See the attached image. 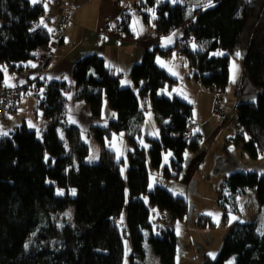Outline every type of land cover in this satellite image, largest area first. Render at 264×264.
<instances>
[{
	"label": "trees",
	"instance_id": "1",
	"mask_svg": "<svg viewBox=\"0 0 264 264\" xmlns=\"http://www.w3.org/2000/svg\"><path fill=\"white\" fill-rule=\"evenodd\" d=\"M208 2H135L136 11L157 34V41L185 27L184 37L174 46L162 48L158 44L132 67L135 88L122 87L120 76L98 54L75 62L74 87L46 78L8 87L4 85L3 67L11 73L27 69L34 53L49 44L52 33L41 25L46 12L42 3L0 0V104L5 93L15 89L19 106L9 115L16 113L23 93L33 89L39 101L36 111L44 118L41 137L26 122L11 136L0 137V264H124L126 245L118 223L124 212L131 242L127 264H177L179 237L175 225L186 219L189 203L161 186L150 190L149 165L160 169L164 153L172 150L174 157L164 175L179 178L186 152L199 151L201 135H183L193 122L191 103L177 95H160L177 80L160 66L158 57L180 49L179 54L195 70L194 78L212 92L223 93L230 84L231 57L240 52L243 74L261 93L256 101L234 106L242 133L239 138L253 158L264 154V0H212V6L205 8ZM120 27L131 32L129 13L124 14ZM219 50H225V55H214ZM72 90L75 99L88 105L92 117L102 116L105 99L116 113L106 126L91 127L89 135L102 147L100 159L94 163L88 161L91 148L82 131L67 122ZM147 102H151L160 126V137H149V152L138 139L145 121L142 103ZM9 115L0 116V124ZM121 131L130 144L126 178L121 160L108 146L113 134ZM220 186V205L223 199L229 200L228 194L255 190L264 206V174L235 171L226 174ZM57 190L64 192L58 194ZM146 195L160 214L169 215L166 226H155L151 221ZM71 204L75 208L67 217L65 212ZM196 224L201 228L214 226L206 214ZM262 233L264 229L256 222H235L218 256L206 254L201 264H226L233 256L236 264H264Z\"/></svg>",
	"mask_w": 264,
	"mask_h": 264
},
{
	"label": "rangeland",
	"instance_id": "2",
	"mask_svg": "<svg viewBox=\"0 0 264 264\" xmlns=\"http://www.w3.org/2000/svg\"><path fill=\"white\" fill-rule=\"evenodd\" d=\"M181 30L182 28L180 27L163 39L171 37L173 41H175L176 32H180ZM220 52L226 53L225 50H219L216 53ZM172 58L177 60L178 56L173 53L168 61H171ZM233 62L238 66L235 73V80H233ZM186 67L185 70L181 69L177 72L180 77V82L174 85L172 89H170V87L162 89L160 95H163L162 93L164 91L167 93L166 96L174 97L177 95L187 102L194 104V112L197 114H195V121L202 123L203 120H208L212 129L206 128L208 131L201 136V147L199 151L194 152L188 150L186 152V157L191 159H186L185 168L179 178H167L164 175L165 168L171 165L174 157L172 150H168L164 153V160L160 169H153L149 165V189L152 190L156 186H161L174 195L183 196L188 200L189 212L186 219L175 225L180 236H178L180 241L177 264H198V259H200V263H202L206 254L213 253L215 254L214 257L218 256L223 246L225 236L229 233L235 222H256L260 229H264V206L259 203L255 190H248L247 192L238 193L235 196L228 194L229 200L223 199V204L221 205L218 200V190L221 187L220 184L223 175L235 171H257L260 174H264V154L261 153L257 158H253L246 151L242 140L239 138V135H242V133L238 127L237 114L234 109V106L239 102L256 101L261 90L243 74L240 58L232 56L230 62V84L226 91L223 92V106L228 113V120L226 123L220 122L218 117L213 113L215 94H212L194 78L193 75L195 71L189 63H187ZM3 70L6 74L5 84L8 85L10 83L12 85L14 82L12 74L9 73L7 66H4ZM189 75H192V80H189ZM239 85L241 87V93L238 95L237 88ZM121 86L129 87L124 83H122ZM34 90L36 91L37 88H34ZM169 93L171 95H169ZM70 95L71 92L68 96L70 97ZM212 96L214 98H212ZM26 98L33 97L26 91L23 93L22 101ZM22 108H24V106H22ZM142 108L145 112V121L142 126V135L138 139L140 143L143 141L141 145L143 147L146 145L147 147L145 148L149 152L151 147L149 137L159 138L160 126L157 122L151 102L142 103ZM113 112L115 111L110 108L107 99H105L103 115L107 118L106 121L113 118ZM8 115L9 113L3 117L6 118ZM27 118L34 122V127L41 137V121L35 117H27L26 113L22 110L20 113L16 112L10 114L8 119L1 121L0 137L11 136L15 128L18 125H22L23 119ZM3 133H7V135ZM60 135L62 136L63 134L61 133ZM87 143L91 148V155L88 161L91 163L99 161L102 150L101 145L94 138L87 140ZM108 146L116 152V156L119 157V159H117L121 160L122 173L126 178L128 170V152L130 150V144L126 133L124 131L115 132L108 141ZM169 153H171V155H169ZM92 157H95V159H91ZM165 157H167V160H165ZM60 191L61 190H57L58 193ZM63 192L64 190H62V193ZM225 192L227 193L228 189H225ZM144 200L151 209V221L154 225L166 226V223L169 221V215L164 213L160 214L159 210L151 204L148 195L144 197ZM74 208V204H71L70 208L65 212V215L67 217L72 216ZM208 213H212L210 216L214 222V226H208L206 228L199 227L196 224L197 219L203 214L208 215ZM122 217L123 219L121 220ZM233 217L236 219H233ZM118 223L124 235L126 245L124 264H127L131 251V242L127 229V212H124L120 216ZM156 232L159 233L158 231ZM151 259H155V255H151ZM229 262H231V264H236V256H233L226 264H229Z\"/></svg>",
	"mask_w": 264,
	"mask_h": 264
},
{
	"label": "crops",
	"instance_id": "3",
	"mask_svg": "<svg viewBox=\"0 0 264 264\" xmlns=\"http://www.w3.org/2000/svg\"><path fill=\"white\" fill-rule=\"evenodd\" d=\"M136 1L138 0H38L36 4L42 3L46 8L41 19L43 20L41 25L48 30L51 29L52 39L46 47L34 53V57L28 62L29 67L27 69L16 73L9 71L14 82L12 85L10 83L4 85L8 87L26 86L31 80L46 78L48 80H62L74 87L76 84L73 77L75 62L83 56L98 54L104 57L108 68L120 76L121 84L122 81L126 80L130 82L125 84L126 86L135 88L130 72L135 64L142 61L145 52L158 44L162 48L174 46L180 38L184 37L185 33V27L182 26V30L176 32L175 41L172 39L171 43H167L165 42L167 41L166 38L163 39L164 37L157 41V34L146 25L143 16L136 11ZM125 13L131 15V32L123 31L120 27V22ZM44 49L55 52L54 57L47 63L42 62L38 57L39 52ZM173 53L178 56L177 60L172 58V62V60L168 61L170 57L159 56L158 62L177 80L174 84L177 85L180 82L177 72L181 69L185 70L188 61L184 55L176 51ZM188 78L189 80L193 79L192 75H189ZM203 87L205 86L203 85ZM28 92L33 98L23 99L18 112L20 113L22 110L27 117L38 118L43 127V115L36 111L38 99L33 90H28ZM162 94L167 95L164 91ZM212 98L214 97L212 96ZM192 105L194 109L191 132L203 136L208 131L206 128L212 129V127L208 120H203L202 123L195 121L196 112H194V104ZM103 114L100 118L92 117L88 105L83 100L75 99L74 90L71 91L67 122L80 128L86 141L93 138L89 135L92 126H106L111 120L106 121L107 118ZM113 114L115 115L111 116L115 118L116 113L113 112ZM23 122L35 126L29 118L23 119ZM186 159L190 160L191 158L186 157ZM225 175H223L222 180ZM198 261V264H201L200 259Z\"/></svg>",
	"mask_w": 264,
	"mask_h": 264
},
{
	"label": "built area",
	"instance_id": "4",
	"mask_svg": "<svg viewBox=\"0 0 264 264\" xmlns=\"http://www.w3.org/2000/svg\"><path fill=\"white\" fill-rule=\"evenodd\" d=\"M177 53H180V49L176 50ZM55 55V52L52 50L44 49L42 52H39L38 57L44 62L50 61ZM163 58H169L170 53H165L162 55ZM14 91L5 93L2 97V101L0 104V116H5L6 114L16 110L18 108V96L14 93ZM215 101L213 105V113L218 117L220 122H225L228 118V113L223 106L224 96L222 92H215ZM193 123L189 124L187 130L183 132L185 137H189L191 135Z\"/></svg>",
	"mask_w": 264,
	"mask_h": 264
},
{
	"label": "snow or ice",
	"instance_id": "5",
	"mask_svg": "<svg viewBox=\"0 0 264 264\" xmlns=\"http://www.w3.org/2000/svg\"><path fill=\"white\" fill-rule=\"evenodd\" d=\"M31 2H32L33 4H36V3L38 2V0H31ZM157 2L159 3L160 0H157ZM171 2H172V3H177L178 0H171ZM210 6H212V0H209L208 4H205V5H204L205 8L210 7ZM151 11H152V14H153V18H155V11H154V10H151ZM41 24H43V20H41ZM45 26H46V25H45ZM49 31H51V29H49ZM173 35H175V34H173ZM105 39H106V38H105ZM166 40H167V43H171V42H172V38H171V37L166 38ZM193 47L195 48L196 45L193 44ZM214 55H225V53H223V52H220V53H214ZM240 55H241L240 52H236V56H237V57H240ZM33 67H35V65H33ZM237 68H238V66L235 64V62H233V64H232V69H233V80H235V73H236ZM122 83L127 84V83H130V82H129V81H122ZM174 91H175V90H174ZM169 95H171V94L169 93ZM185 98H186V97H185ZM113 115H115V114H113ZM30 127H34V126H33V125H30ZM3 134H4V135H7V133H3ZM141 143L143 144V141H141ZM145 147H147V146L145 145ZM169 155H171V153H169ZM117 158L119 159V157H117ZM91 159H95V157H92ZM165 160H167V157H165ZM58 194H63V193H62V190H61ZM72 194L75 195V189L72 190ZM208 215H212V213H208ZM122 219H123V217L121 218V220H122ZM233 219H236V218L233 217ZM262 234H264V233H262ZM209 255H212V256L214 257L215 254L210 253ZM229 264H231V262H229Z\"/></svg>",
	"mask_w": 264,
	"mask_h": 264
}]
</instances>
